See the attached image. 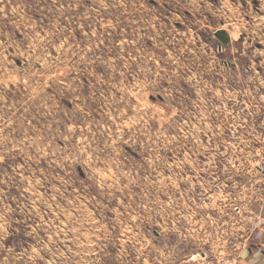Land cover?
<instances>
[{
	"label": "rangeland",
	"instance_id": "1",
	"mask_svg": "<svg viewBox=\"0 0 264 264\" xmlns=\"http://www.w3.org/2000/svg\"><path fill=\"white\" fill-rule=\"evenodd\" d=\"M261 168L264 0H0V264H246Z\"/></svg>",
	"mask_w": 264,
	"mask_h": 264
},
{
	"label": "built area",
	"instance_id": "2",
	"mask_svg": "<svg viewBox=\"0 0 264 264\" xmlns=\"http://www.w3.org/2000/svg\"><path fill=\"white\" fill-rule=\"evenodd\" d=\"M261 172L264 175V168H261ZM259 222L256 221L257 225ZM256 228V233L255 234H251L246 240L247 242L249 241L251 246L252 243L257 244L258 248H264V225L262 226H255ZM248 242V244H249ZM248 246V245H247ZM255 247V246H254ZM241 257V256H240ZM238 255L236 257H232V258H226L225 256L217 258V264H242V260ZM200 264H213L210 261H207L205 259H203V261Z\"/></svg>",
	"mask_w": 264,
	"mask_h": 264
},
{
	"label": "crops",
	"instance_id": "3",
	"mask_svg": "<svg viewBox=\"0 0 264 264\" xmlns=\"http://www.w3.org/2000/svg\"><path fill=\"white\" fill-rule=\"evenodd\" d=\"M248 255H251L253 258L251 260L246 259V264H264V251L262 249L253 246V248H250L248 250ZM259 255L261 256V258L258 259Z\"/></svg>",
	"mask_w": 264,
	"mask_h": 264
},
{
	"label": "water",
	"instance_id": "4",
	"mask_svg": "<svg viewBox=\"0 0 264 264\" xmlns=\"http://www.w3.org/2000/svg\"><path fill=\"white\" fill-rule=\"evenodd\" d=\"M215 38H217L219 42L225 46H229L231 44L230 35L225 30L215 33Z\"/></svg>",
	"mask_w": 264,
	"mask_h": 264
}]
</instances>
